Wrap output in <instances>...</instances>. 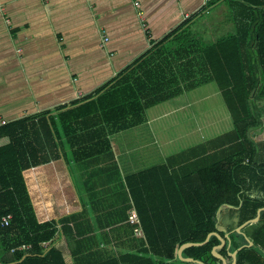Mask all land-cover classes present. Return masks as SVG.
Listing matches in <instances>:
<instances>
[{"label":"trees","instance_id":"obj_1","mask_svg":"<svg viewBox=\"0 0 264 264\" xmlns=\"http://www.w3.org/2000/svg\"><path fill=\"white\" fill-rule=\"evenodd\" d=\"M218 1L209 0L202 11ZM224 2L234 32L210 42L192 31L190 20L94 94L56 114L0 125V216L12 215L0 229V264H66L58 248L44 246L57 236L59 223L39 221L24 171L61 158L66 146L78 163L111 153L110 137L146 123L149 108L210 82L218 83L234 128L126 177L145 234L143 251L89 254L74 264H120L133 257L138 264H196L180 260L179 249L215 231L230 233L219 250L229 263L248 236L254 245L238 252L236 264H264V211L237 231L264 207V139L257 138L264 133V0ZM224 208L236 211L237 228L218 229ZM220 244L214 235L183 254L225 264L213 254Z\"/></svg>","mask_w":264,"mask_h":264},{"label":"crops","instance_id":"obj_2","mask_svg":"<svg viewBox=\"0 0 264 264\" xmlns=\"http://www.w3.org/2000/svg\"><path fill=\"white\" fill-rule=\"evenodd\" d=\"M208 2L0 0V122L70 107L190 20L192 31L208 41L234 32L228 4L220 0L202 11ZM221 94L217 82L191 89L149 108L148 121L136 127L143 130L138 142L129 145L122 131L110 137L112 152L99 158L74 162L66 146L61 158L24 171L39 221L59 223L57 236L45 248H58L66 264L89 254L141 253L145 234L138 235L129 221L134 204L126 177L211 139L205 137V127L225 120L230 124L226 130H232L225 100L228 114L215 106ZM200 96L212 107H202ZM173 129L178 132L173 134ZM66 218L71 221L62 223ZM219 225L229 226L221 215ZM138 261L133 257L120 264Z\"/></svg>","mask_w":264,"mask_h":264},{"label":"rangeland","instance_id":"obj_3","mask_svg":"<svg viewBox=\"0 0 264 264\" xmlns=\"http://www.w3.org/2000/svg\"><path fill=\"white\" fill-rule=\"evenodd\" d=\"M227 8V7H225ZM222 9V7L220 8V10ZM228 13H229V10H228ZM213 17H216L215 15L212 16V19ZM200 26V27H199ZM199 28V30L201 31V25H198L197 26ZM204 34V33H203ZM206 35V34H205ZM202 36V35H201ZM223 37V34L220 33L216 39H213V40H209L210 42L212 41H216L217 39ZM205 40H207L205 37H203ZM199 99L201 100L200 104H204L202 107H208L209 105L212 107V102H208V103H205V100H203V96H200ZM214 101H216V104L215 106L217 107L218 110H222L224 111L225 113L228 114V109H226V105H225V102H224V99L222 97V94L221 96L218 95L216 99H214ZM260 104L261 106L264 105V101H260ZM264 107V106H263ZM185 113L181 112L179 113V115H183ZM229 122L227 121H222L221 123H217L216 127L212 128V129H207V127L204 128V134H205V137H209V138H212V137H215L217 135H220V134H223L227 131H230V130H226L228 129L227 127L229 126ZM188 127L191 126V124H187ZM143 130L141 128H132V129H129V130H126V132L124 133L126 136H129L130 138V141L128 140V144L130 145L131 143H135V142H138L141 138V132ZM178 132L177 129H173L172 130V133H176ZM215 135V136H214ZM259 140H263L264 139V133H262L261 135H259L257 137ZM178 146L180 147H186V146H189V144H187V142L183 143V142H178L177 143ZM69 148V146H67V149ZM70 149V148H69ZM68 149V150H69ZM221 222L222 223H225V224H229V226L231 228H237V224H238V218H237V213L236 211H233V210H230V209H227V208H224L223 209V212L221 214ZM228 226V227H229Z\"/></svg>","mask_w":264,"mask_h":264},{"label":"water","instance_id":"obj_4","mask_svg":"<svg viewBox=\"0 0 264 264\" xmlns=\"http://www.w3.org/2000/svg\"><path fill=\"white\" fill-rule=\"evenodd\" d=\"M254 93H255V90L253 91V94H252V95H254ZM262 211H264V207L261 208V209H259L258 215H257L255 218H253V219H251V220H248L247 222H245L244 224H242L241 226H239V227L237 228V231H238V232H242V230H243L247 225L258 222V221L261 219V213H262ZM221 212H222V209H221V211H220V215H221ZM219 217H220V216H219ZM218 229H219L220 231H227V229H226L225 227H222L221 225L218 226ZM214 235L217 236V237L221 240V244L218 245V246H215V247H214V249H213V254H214L216 257H218V258H220L221 260H223V262H224L225 264H236V263H237L238 252H239L243 247H245V246H253V245H254V241H253L250 237L246 236V239H247V241H248V244H246V245L240 247L239 249L235 250L234 252H232L231 255L233 256L234 261H233V263H229L228 260H227V258H226L223 254H221L219 250L222 249V248L227 244V240H226V239H230V233H227L226 236L223 237V236L220 234V232L215 231V232H211V233L208 235L207 239H206L204 242H188V243L183 244V245L181 246V248L179 249V253H178V254H179V258H180V260L185 261V262H190V263H196V264H206V263H205L204 261H202V260L194 259V258H191V257H185L184 254H183V252H184V250H185L187 247H190V246H193V245H204V244H206V243L210 240V238H211L212 236H214Z\"/></svg>","mask_w":264,"mask_h":264},{"label":"built area","instance_id":"obj_5","mask_svg":"<svg viewBox=\"0 0 264 264\" xmlns=\"http://www.w3.org/2000/svg\"><path fill=\"white\" fill-rule=\"evenodd\" d=\"M138 5H139V3L137 2V6ZM140 14H142V12H140ZM4 123H6V122L1 121L0 125L4 124ZM11 220H12V215L0 216V229H3L5 227L9 226L11 223ZM129 221L135 226V232L138 235L144 236V230H143L142 225H141L140 215H139V213L135 207H133L130 210ZM21 248H26V246H23Z\"/></svg>","mask_w":264,"mask_h":264}]
</instances>
